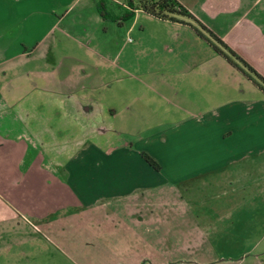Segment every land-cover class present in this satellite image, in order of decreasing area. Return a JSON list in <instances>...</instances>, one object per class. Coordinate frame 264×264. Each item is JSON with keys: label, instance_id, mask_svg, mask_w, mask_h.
Instances as JSON below:
<instances>
[{"label": "crops", "instance_id": "obj_1", "mask_svg": "<svg viewBox=\"0 0 264 264\" xmlns=\"http://www.w3.org/2000/svg\"><path fill=\"white\" fill-rule=\"evenodd\" d=\"M176 1L195 21L174 23L145 13L160 23L172 24L168 40L158 49L169 56H182L178 61L168 56L163 62L169 81L166 86L181 102L191 104L190 109L182 110L185 117L177 125L171 123L172 127L161 132L163 138L158 141L167 147L170 160L163 165H177L172 171L179 181L211 175L210 181L219 188L224 182L231 183L230 188L221 187V195L228 198L236 192L256 193L245 189V183L243 189L235 187V182H251L262 193L264 95L216 51L211 34L264 77V0ZM96 3L16 0L11 17L0 19L10 23L0 34V245L22 247L40 241V225L51 231V216L56 213L97 204L107 208L109 200L148 192L155 185V170L141 157L143 151L137 144L121 137L123 126L116 122L123 110H133L121 93L122 74L128 73L93 49L96 37L88 31L81 35V42L70 38L73 43L68 55L58 57V45L61 38H69L66 30L71 22L101 18L123 26L142 12L137 10L119 24L102 18ZM121 15L116 11L115 16ZM45 17L51 26L35 37L34 31ZM65 21L67 26L62 25ZM28 31L32 37L24 40ZM218 98L221 105L204 109V100ZM222 115L247 119L237 131L241 141H231L234 130L220 132L214 120L205 126L210 134L203 137L208 118ZM171 135L178 138V144L172 143ZM219 140L228 141L221 154ZM172 151H177V160L170 159ZM223 224L201 226L216 233L234 227ZM260 257L254 255L251 263L230 260L233 264H263Z\"/></svg>", "mask_w": 264, "mask_h": 264}, {"label": "rangeland", "instance_id": "obj_2", "mask_svg": "<svg viewBox=\"0 0 264 264\" xmlns=\"http://www.w3.org/2000/svg\"><path fill=\"white\" fill-rule=\"evenodd\" d=\"M15 1L0 0V19L11 17ZM138 14L136 20L127 21L123 26L101 18L97 22L95 19L71 22L66 30L69 38H61L58 45V57L68 55V47L73 43L70 38L81 42V35L88 31L96 37L91 45L93 49L106 59L116 61L128 73L122 74L121 93L133 110H123L116 122L123 126L121 137L137 144L159 163V171L149 165L155 170L154 187L148 192L109 200L107 208L97 204L89 209L56 213L51 216V231L35 221L34 224L40 225V235L43 234L41 240L22 247L0 245V264H233L230 259H246L251 263L253 256L259 254L264 262V192L259 193L251 182H235V187L243 189L245 183V189H254L256 193L248 196L236 192V196L228 198L221 195V187L230 188L231 183L224 182L219 188L210 181L211 175L195 181H179L172 171L178 169L177 165H163L169 160V151L166 153L167 147L158 141L163 138L161 132L185 117L182 110L190 109L191 104L181 102L180 96L166 86L169 81L163 62L169 55L158 47L168 40L172 24L160 23L144 12ZM7 24L10 23L0 21V34ZM67 24L65 21L62 25ZM50 26L45 17L40 28L34 31L35 37L44 35ZM24 36V40L32 37L29 31ZM180 56L169 57L171 61H178ZM203 104L206 109L221 105L222 101L221 98L211 102L204 100ZM117 106H122L120 101ZM211 120L217 122L220 132L234 130L236 134L231 141H241L242 135H237V131L246 118L225 115L208 118L203 137L210 134L205 126ZM253 120L251 118L250 123ZM171 136L172 143L178 144V138ZM221 141L220 154L226 152L228 144L226 140ZM172 153L170 159L177 160V151ZM232 206L235 207L232 209ZM214 222L234 227L217 233L213 229L203 230L201 225ZM197 226L199 228L195 229ZM222 258L225 262L220 261Z\"/></svg>", "mask_w": 264, "mask_h": 264}, {"label": "trees", "instance_id": "obj_3", "mask_svg": "<svg viewBox=\"0 0 264 264\" xmlns=\"http://www.w3.org/2000/svg\"><path fill=\"white\" fill-rule=\"evenodd\" d=\"M96 7L102 18L116 21L119 24L133 17L137 10L174 23L187 22L184 19L195 21L191 13L176 0H97ZM118 10H121V16H115ZM211 36L216 42L214 45L216 51L264 91V77L221 39L213 34ZM141 156L148 165L157 171L160 170L159 163L149 154L141 152Z\"/></svg>", "mask_w": 264, "mask_h": 264}]
</instances>
